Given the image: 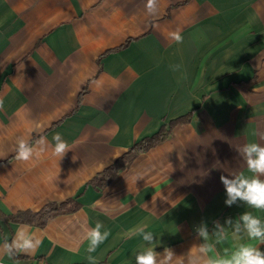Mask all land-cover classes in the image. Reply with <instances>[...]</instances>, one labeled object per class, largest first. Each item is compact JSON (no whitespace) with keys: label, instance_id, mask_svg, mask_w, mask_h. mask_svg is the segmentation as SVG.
Listing matches in <instances>:
<instances>
[{"label":"crops","instance_id":"0c3cea01","mask_svg":"<svg viewBox=\"0 0 264 264\" xmlns=\"http://www.w3.org/2000/svg\"><path fill=\"white\" fill-rule=\"evenodd\" d=\"M145 3L0 0V244L21 226L42 241L0 264H89L84 235L97 222L111 233L92 254L99 264H135L144 242L127 233L139 225L160 240L158 253L185 256L203 243L201 224L211 235L246 211L264 220L243 202L227 206L220 181L251 176L237 149L264 144V0H159L155 17ZM177 30L182 43L169 37ZM189 113L104 190L89 184ZM57 133L70 147L61 160L51 151ZM41 137L47 151L16 160L18 138L35 146ZM70 199L81 207L44 227L8 220ZM241 242L256 243L229 238L217 249Z\"/></svg>","mask_w":264,"mask_h":264},{"label":"clouds","instance_id":"9594fccd","mask_svg":"<svg viewBox=\"0 0 264 264\" xmlns=\"http://www.w3.org/2000/svg\"><path fill=\"white\" fill-rule=\"evenodd\" d=\"M145 9L148 15L157 16L159 12V0H146ZM169 37L176 43H182L183 37L179 30L169 33ZM173 72L180 71L182 65L174 64L169 66ZM4 102L0 100V110H3ZM264 139V134H259ZM54 146L52 155L61 160L70 150L68 143L57 133L53 136ZM49 145L44 137L36 141L35 146L24 138L17 139L16 160L28 162L47 151ZM240 157L244 160L247 170L251 176L243 173H232L231 178L225 175L220 176V181L226 190L225 204L232 206L237 201L243 202L248 208L264 211V144L246 143L237 149ZM142 179L141 177H137ZM225 226L214 223L213 232L209 233L206 224H201L197 229V235L203 240L199 246H193L185 256H176L169 247H164L163 253H158L155 249L161 243L154 239V233L146 231L147 225L142 224L127 233V237L139 236L144 242L134 253L135 264H264V252L258 244L264 243V220L254 215L251 211L241 214L233 222L227 219ZM104 226L97 222L94 227L86 230L84 240L87 241L88 253L86 259L89 264H99L98 258L94 255L97 249L111 235L110 231L102 230ZM231 238L236 241H255L256 243H239L234 249L225 248L223 254L217 249V245L222 244ZM41 239L32 233L27 226L17 229L14 236L9 240L3 237L0 244V255H6L9 259L24 254H32L40 245Z\"/></svg>","mask_w":264,"mask_h":264},{"label":"trees","instance_id":"16d2710c","mask_svg":"<svg viewBox=\"0 0 264 264\" xmlns=\"http://www.w3.org/2000/svg\"><path fill=\"white\" fill-rule=\"evenodd\" d=\"M130 43V40L121 48L122 49ZM118 49V50H119ZM193 118V113H189L186 116L180 117L176 120L169 122L163 126L156 134L151 137H147L137 142L127 153L120 157L114 164L107 167L103 172L96 175L91 181L90 185L97 191H102L108 187L113 181H115L120 173L134 162V160L144 152L149 151L153 147L157 146L161 142L170 138L173 130L183 124H188ZM81 207V204L75 199H70L63 203H50L45 205L40 211H24L15 215H11L8 220L19 224H28L32 226L44 227L48 221L54 217L63 214H70L76 212Z\"/></svg>","mask_w":264,"mask_h":264},{"label":"built area","instance_id":"2783aa9c","mask_svg":"<svg viewBox=\"0 0 264 264\" xmlns=\"http://www.w3.org/2000/svg\"><path fill=\"white\" fill-rule=\"evenodd\" d=\"M263 214H264V211H263Z\"/></svg>","mask_w":264,"mask_h":264}]
</instances>
